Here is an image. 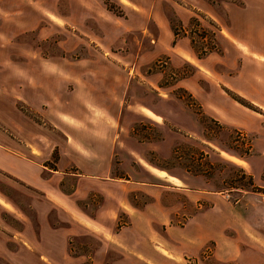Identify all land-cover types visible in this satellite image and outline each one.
<instances>
[{
	"label": "rangeland",
	"instance_id": "obj_1",
	"mask_svg": "<svg viewBox=\"0 0 264 264\" xmlns=\"http://www.w3.org/2000/svg\"><path fill=\"white\" fill-rule=\"evenodd\" d=\"M59 1L54 10L59 14L64 10L66 21L62 30L60 26L58 29L57 25L49 24L48 29L41 25L40 30L31 33L32 25L19 17L15 22L6 21L0 24L2 130L13 132L12 121L29 125V122L18 118L19 114L15 113L11 97L21 96L24 101L30 100V90L25 87L28 78L39 83L42 81L44 74L35 69L38 66L35 64L42 61H39V54L33 57L32 51L46 52L48 61H53L52 64H55V67L59 65V68L62 66L63 51L64 75L62 77L59 72V85L64 87V100L59 104V119H41L32 114L33 134H46L45 137L33 136L34 142L44 143V151L34 150L33 154L40 155L49 170L58 168L66 173L79 172L86 175L95 173L96 161L91 160L93 155L88 150L89 137L82 134V131L95 127L97 122L90 113V106L80 100L82 94L79 88L84 92V88L86 91L91 86H100L107 79H110L114 90L120 91L125 84L124 100L113 106L114 119L108 122L110 124L107 126L122 128L125 133L130 130L131 135L126 138L129 139L130 146L138 151L136 157H139V162L130 160L125 154L127 152H103L102 157L108 155L112 162L109 174L161 177L169 172L165 168H172L171 173L175 176H202L208 182L211 192L209 194L218 193L223 196L222 200L216 198L222 201L221 206L238 209L241 217L234 218L242 219L243 224L249 220L248 223L257 229V243L263 257L260 264H264V168L254 182L249 167L252 155L256 172L260 165L264 164V158L253 150L257 136L245 129L224 127L206 119L187 92L171 87L176 78V74L172 73L186 75L189 72L190 60V55H185L180 56L182 60L175 61L172 55L173 47L177 45L186 48L188 54L193 52L197 58L213 51L222 53L224 45L218 38L220 26L217 22L210 16L206 18L194 15L187 24L182 25L176 8L180 9L178 6H182L183 11H186L188 6L184 0ZM209 1L225 20L224 11L217 6L221 0ZM3 10L5 8L0 6V13ZM90 12L95 16L89 17ZM201 18L205 22H201ZM12 31L13 33H10ZM41 34L47 37H44L46 40L37 47V37ZM62 34L64 42L61 39ZM223 35L227 37L226 33ZM11 38L13 40L9 42ZM191 57L194 58L193 55ZM56 77V74L49 73L48 78L52 85L56 82ZM139 81L153 84L156 94ZM158 86L163 88L162 91L174 95L176 100L171 99L168 103L166 93L157 94ZM93 89L95 90V87ZM33 90L36 92V89ZM131 96L138 97L133 100L138 104L137 111L149 116H144L145 122L137 120L135 111L124 110L126 99ZM232 96L236 97L235 94ZM159 97L166 101L160 103L162 112H175V134L171 148L161 144L158 156L148 147L137 146L136 140L151 141L163 138L162 132L153 125L161 121V117L154 118L156 116L152 113L156 112L153 103L158 104ZM259 97L264 100V95ZM178 99L182 100L184 107ZM241 101L244 103V100ZM255 105L256 116L264 122L263 103ZM18 109L27 114L23 105H18ZM237 130L248 135L249 148L237 141ZM11 136L21 140L20 136ZM73 143H77L75 148L72 147ZM240 160L246 161L248 166H242L241 163H245ZM151 168L161 171L158 173ZM103 171L104 168L100 167V172ZM66 187L71 189L72 184L67 183ZM149 190L157 193L153 189ZM0 193L15 202L17 207L13 211H17L19 215L15 218L6 214L3 216L4 223L18 229L22 228L21 221L36 224L34 212L29 207V197L26 194L28 192L22 186L0 174ZM151 195L149 191L145 192V197L140 193H130L123 202L133 214L129 216L122 208L117 212L113 234L118 239L126 240L127 247L115 248V245L109 243L108 255L103 262L87 258L85 262L72 261L68 264H233L237 257L234 247L221 242L219 238L216 239L206 220H190V211L195 209L193 200L184 195L175 196L166 190L161 191V200L152 199ZM99 202H102L100 197L92 194L79 201L80 206H84L85 211L91 213ZM248 209H252L254 215L248 217ZM208 217L214 221L224 219L214 215ZM50 218L52 223L56 222L54 214ZM69 243L70 250H73V244L78 245L77 252L87 256H92L91 251L100 246L97 238L83 233L75 239H70Z\"/></svg>",
	"mask_w": 264,
	"mask_h": 264
},
{
	"label": "crops",
	"instance_id": "obj_2",
	"mask_svg": "<svg viewBox=\"0 0 264 264\" xmlns=\"http://www.w3.org/2000/svg\"><path fill=\"white\" fill-rule=\"evenodd\" d=\"M184 1L188 6L186 11H183L182 6H178L180 9L176 8L180 23L187 24L194 15L212 17L220 26L218 38L224 48L222 53L213 51L197 58L193 52L188 54L186 48L177 45L173 47L172 55L175 61L182 60L180 56L185 55H190V60L188 61L189 72L186 75L170 72L173 75L176 74L175 82L171 87L187 92L206 119L224 127L242 128L255 134L257 137L253 146L254 153L264 158V122L256 116L257 110H254L255 104L263 103L264 107V100L262 101L259 97L264 95V0H229L227 2L221 0L217 6L224 11L225 20L209 0ZM59 2V0H0V6L5 8L0 13V24L6 21L15 22L19 17L32 25L31 33L40 30L41 25H45L44 29H48L49 24L57 25L58 29L60 26L62 30L66 21L64 10L61 14L54 10L55 4ZM94 16L90 12L89 17ZM201 22L205 20L201 18ZM223 33H226L227 37H224ZM44 37L47 36L38 35L37 47L46 40ZM57 38L59 39V35ZM61 39L64 40V34L61 35ZM11 40L13 38L9 39V42ZM32 53L33 57L39 54L38 58L42 63L35 64L38 65L35 69L44 75L41 83L28 78L25 87L30 90V100L24 101L21 96L11 97L15 113L19 114L18 118L23 122H29V125L12 121L14 130L10 133L2 130L3 126L0 125V174L28 192L26 194L29 197V207L34 212L36 224L21 221L22 228L18 229L4 223L3 216L6 214L15 218L19 215L17 211H13L17 207L15 202L0 193V264H68L72 261L80 263L87 258L103 262L108 255L109 243L115 245V248L127 247L126 240L118 239L113 234L117 212L122 208L129 216L133 214L123 202L125 197L130 193H140L145 197V192L149 191V194L152 193V199L161 200L162 190L169 191L175 196L184 195L193 200L195 209L192 208L190 211V220H206L207 226L212 228L216 239L219 238L221 242L234 247L237 257L233 260V264L263 262L262 252L257 243V229L253 224L248 223L249 220L244 221L245 224H243L242 219L234 218V216L241 217L238 209L221 206L222 201L216 198L222 200L223 196L218 193L209 194L211 192H209L208 182L202 176H175L171 173L172 168H165L169 172L165 176L159 174L162 178L153 175L146 178L138 174L135 176L109 174L112 162L110 156L102 157L103 152L114 150L127 152L125 154L130 160L139 162V157H136L138 151L130 146V141L126 138L131 135L130 130H126L125 133L122 128L114 129L107 126L110 124L108 122L114 119L113 106L124 100L125 84L120 91L113 89L110 79L101 83L100 86H91L86 91L84 88V92L79 88L82 94L80 100L90 106V113L97 122L95 127L82 131V134L89 137L88 150L93 155L91 160L96 161L94 165L97 168L96 172L86 175L79 172L66 173L58 168L49 170L40 155L33 154L34 150L44 151V143L34 142L33 136L45 137L46 134H33L32 114L41 119L54 117L59 119V104H62L64 100V87L59 85V72L62 73V77L64 75V52L61 53L60 68L59 65L55 67V64H52L53 61H48L46 52L36 50ZM49 73L57 76L54 85L48 78ZM139 82L156 94L153 84ZM33 89H36V92ZM157 89L158 95L160 92L166 93L168 103L171 99L176 100L174 95L162 91L163 88L160 86ZM136 98L138 97L131 96L126 99L124 110L135 111L137 120L145 122L144 120L149 116L137 111L138 104L133 102L137 100ZM241 100H244V103ZM178 101L184 107L182 100L178 99ZM160 103H166L165 99L159 97L158 104L153 103L156 111L152 112L156 116L154 118L161 117V121L153 125L162 132L163 138L151 141L135 139L137 146L148 147L158 156L161 152V144L168 145V149L171 148L175 134L173 130L175 112L171 110L168 113L162 112ZM18 105H23L27 114L19 110ZM61 115L63 116L64 112ZM11 135L20 136L21 140L18 141ZM61 136L63 137L64 133ZM260 144L262 145L257 148L256 146ZM75 146L77 143L72 144L73 148ZM240 161L245 163H241L242 166H248L246 161ZM254 162L252 155L249 167L251 176L256 182L264 164L260 165V169L256 172ZM100 167L104 168L103 172H100ZM151 169L158 173L161 171ZM67 183L72 184L71 189L66 187ZM149 189L157 193L154 194ZM90 194L100 197L102 201L96 204L92 213L86 212L84 206H80L79 203ZM251 210H247L248 217L254 215ZM52 214L56 216L54 223L50 218ZM213 215L224 217V219L215 221L209 219L208 216ZM82 233L89 234L100 242L99 248L91 251L92 256L77 252L78 245L73 244V250H70L69 240L77 238ZM259 242H261L260 239Z\"/></svg>",
	"mask_w": 264,
	"mask_h": 264
},
{
	"label": "built area",
	"instance_id": "obj_3",
	"mask_svg": "<svg viewBox=\"0 0 264 264\" xmlns=\"http://www.w3.org/2000/svg\"><path fill=\"white\" fill-rule=\"evenodd\" d=\"M235 134L237 141H240V143L243 144L246 148L250 147V142L248 143V135L245 132L237 130Z\"/></svg>",
	"mask_w": 264,
	"mask_h": 264
},
{
	"label": "bare ground",
	"instance_id": "obj_4",
	"mask_svg": "<svg viewBox=\"0 0 264 264\" xmlns=\"http://www.w3.org/2000/svg\"><path fill=\"white\" fill-rule=\"evenodd\" d=\"M3 202V201H2ZM4 203V202H3ZM5 204V203H4Z\"/></svg>",
	"mask_w": 264,
	"mask_h": 264
}]
</instances>
